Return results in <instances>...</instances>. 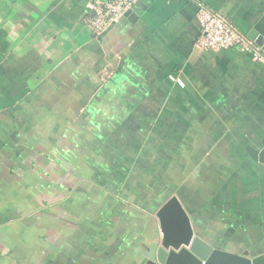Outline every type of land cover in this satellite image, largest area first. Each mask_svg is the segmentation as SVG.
I'll list each match as a JSON object with an SVG mask.
<instances>
[{"label":"crops","instance_id":"crops-1","mask_svg":"<svg viewBox=\"0 0 264 264\" xmlns=\"http://www.w3.org/2000/svg\"><path fill=\"white\" fill-rule=\"evenodd\" d=\"M92 1L0 0V264H141L174 195L264 254V63L196 48L198 2L246 35L264 0H138L100 35Z\"/></svg>","mask_w":264,"mask_h":264},{"label":"water","instance_id":"water-1","mask_svg":"<svg viewBox=\"0 0 264 264\" xmlns=\"http://www.w3.org/2000/svg\"><path fill=\"white\" fill-rule=\"evenodd\" d=\"M130 20H135L132 11ZM246 36L264 51V14ZM264 163V150L261 154ZM159 232L141 264H264V254L220 249L196 233L190 215L178 196L158 210Z\"/></svg>","mask_w":264,"mask_h":264},{"label":"built area","instance_id":"built-area-1","mask_svg":"<svg viewBox=\"0 0 264 264\" xmlns=\"http://www.w3.org/2000/svg\"><path fill=\"white\" fill-rule=\"evenodd\" d=\"M138 0H93L88 4L92 16L86 20L87 26L97 35L118 23L133 10ZM197 19L201 35L196 42L200 51H220L239 49L252 55L256 62L264 63V51L246 35L240 33L226 17L211 10L206 3L198 2ZM110 74L105 72L104 78ZM170 80L178 86L185 83L178 77L170 76Z\"/></svg>","mask_w":264,"mask_h":264},{"label":"rangeland","instance_id":"rangeland-1","mask_svg":"<svg viewBox=\"0 0 264 264\" xmlns=\"http://www.w3.org/2000/svg\"><path fill=\"white\" fill-rule=\"evenodd\" d=\"M165 203H166V202H165ZM165 203H164V204H165ZM186 205H188V204H186Z\"/></svg>","mask_w":264,"mask_h":264},{"label":"trees","instance_id":"trees-1","mask_svg":"<svg viewBox=\"0 0 264 264\" xmlns=\"http://www.w3.org/2000/svg\"><path fill=\"white\" fill-rule=\"evenodd\" d=\"M207 5V4H206ZM208 6V5H207ZM209 7V6H208Z\"/></svg>","mask_w":264,"mask_h":264}]
</instances>
